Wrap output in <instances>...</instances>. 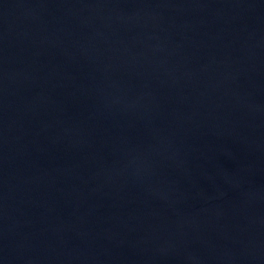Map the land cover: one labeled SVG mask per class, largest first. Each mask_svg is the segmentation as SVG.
I'll list each match as a JSON object with an SVG mask.
<instances>
[{
	"label": "water",
	"instance_id": "obj_1",
	"mask_svg": "<svg viewBox=\"0 0 264 264\" xmlns=\"http://www.w3.org/2000/svg\"><path fill=\"white\" fill-rule=\"evenodd\" d=\"M0 264H264V0H0Z\"/></svg>",
	"mask_w": 264,
	"mask_h": 264
}]
</instances>
